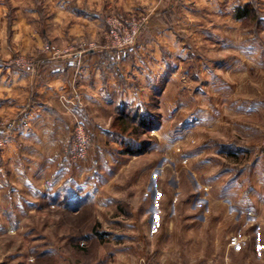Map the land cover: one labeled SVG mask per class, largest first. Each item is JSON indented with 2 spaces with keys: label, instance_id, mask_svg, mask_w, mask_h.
<instances>
[{
  "label": "crops",
  "instance_id": "1",
  "mask_svg": "<svg viewBox=\"0 0 264 264\" xmlns=\"http://www.w3.org/2000/svg\"><path fill=\"white\" fill-rule=\"evenodd\" d=\"M222 1L44 0L39 11L34 0H26L27 6L22 9L19 7L24 3L18 0L16 2L22 3H15L12 35L8 36L7 6L5 0H0V58L6 61L0 67V117L12 123L3 132L6 145L0 161V175L3 174L7 181H0V190L10 187L24 202L44 203L57 211L79 214L94 207L97 213L100 205L108 206L113 202L114 162L123 157L139 162L136 178L131 181V185L141 186V192L144 191L145 173L158 172L168 166L165 161L159 165L161 167L154 163L147 164L145 158L150 152L129 157L124 153L122 155L121 149L115 148L116 144L111 142L108 130L114 109L123 104L134 107L145 103L148 100L146 79L149 76L166 75L170 76L168 79L175 76L176 68L170 62L168 65L163 61L160 52L146 51V45H150L147 43L153 42V38L154 42H162L166 39V32H170L162 21L167 17L166 13L178 8L186 11V2L202 4L207 9L215 10ZM113 8H149L153 13L147 28L151 36L142 38L140 50L123 60H117L105 49L103 14ZM19 37L23 38L20 42L25 46L26 53L37 63L33 72L22 71L9 62L16 54ZM46 41L64 49V52L55 54L45 51L43 46ZM234 101H224V105L231 104L225 106L233 115L226 114L225 106L216 116L207 115L206 112L202 114V123H208L209 133L207 141L205 134L202 136L203 141L197 138V145H189L191 148L187 154L191 162L189 176L192 180L187 181V184L177 179L173 182L175 187L180 188L176 192L177 199L187 202L185 215H175L177 207L173 215H148L149 221L158 222L163 218V222L167 223V229L161 234L170 237L173 245L165 249L156 245L154 252L156 255H174L163 259L169 264H197L201 261L206 262L203 264H264V158H255L250 165L249 179L239 176L230 181V186L246 188L249 193L248 201L244 192L243 197L235 203L239 213L235 209L230 210V203L222 195H214L217 193L215 188L222 187L223 180L213 178L216 177L215 164L209 158V154L216 150L209 140L214 134L212 129H218V135L225 137L229 134L227 129L233 127V132H241L236 130L241 129L242 125L249 132L244 135L250 138L253 134L258 136L257 125L264 128L263 104L253 101L249 106V123H241L242 119L236 115L238 107ZM67 105L73 113L67 110ZM77 117L85 121L94 141L88 160L84 162H74L68 152ZM197 130L193 129L192 135L198 137L194 133ZM165 154L164 151L162 158H167ZM130 165L134 166L127 164L125 167ZM127 171L129 174L132 172L131 168ZM0 178H3L2 175ZM183 183L191 190L183 192ZM230 200L233 201V198ZM188 203L191 205L189 210ZM248 209L250 213L246 212ZM249 214L254 215V219L252 223L246 224ZM82 216H86L83 220L92 225L101 221L103 215L59 214L42 217L50 222ZM142 216L146 218V215ZM178 221L186 222L184 230L174 227ZM91 228L90 236L97 237V227ZM58 233V237L67 236L65 229H59ZM236 235L243 240L239 245H232L230 239ZM178 239H184L191 246L176 248ZM195 239L201 245L195 247ZM102 261L97 260L94 264ZM61 264H78V261L65 257Z\"/></svg>",
  "mask_w": 264,
  "mask_h": 264
},
{
  "label": "rangeland",
  "instance_id": "2",
  "mask_svg": "<svg viewBox=\"0 0 264 264\" xmlns=\"http://www.w3.org/2000/svg\"><path fill=\"white\" fill-rule=\"evenodd\" d=\"M16 1L5 0L8 36L12 35L15 18L13 8L17 6L15 3H22ZM22 1L24 4L19 7L20 9L27 6L26 0ZM34 1L35 7L41 11L44 0ZM186 3L184 4L186 11H182L181 8L171 9L169 13H166L167 17L162 19L167 30L170 31L166 32V39L162 42H154L153 38V42L147 43L150 44L149 46L146 45L147 52H160L162 60L176 68V74L172 79H168L170 76L166 75L149 76L146 79L148 100L140 106H134L144 114H151L155 126L153 129H146L142 134L137 133L136 123L131 122L127 126V129L133 132L134 138L149 142L146 151L141 153L150 152V155L145 158L147 164L154 163L161 167L159 165L165 161L168 167L158 172H146L145 192L143 190L141 192V186L131 185V181L134 177L136 178V167L139 162L125 160L123 157L116 159L113 168L115 176L113 202L108 206L100 205L97 213L94 212V207L79 214L57 211L44 203L24 202V199L15 195L16 191L10 187L0 190V264H61L65 257L77 259L78 264H94L95 261L100 262L104 259L107 261L95 264H169L163 259L174 255L170 256L167 253L156 255L154 252L156 245H161L163 249L171 248L173 245L170 237L161 234L164 229H167V223L163 222V218L158 222L149 221L148 215H162V217L173 215L176 207L175 215H185L187 202L177 199L176 192L180 188L175 187L173 182L177 179L187 184V181L192 180L189 176L191 162L187 154L191 148L189 145H197L199 143L197 138L203 141L202 136L205 134L207 141V133H209L208 123H202V114L206 112L207 115L216 116L219 110L223 111L226 104L231 105L229 103L224 105V101L235 100L238 107L237 117L242 119L241 123H249L248 112L251 103L256 101L259 105H264V0H223L219 8L215 10L207 9L205 8L207 6L194 2ZM247 4L251 6V14L245 18H239L238 8H243ZM118 13L136 14L145 19L146 24L138 39L137 53L140 50L141 39L151 36L147 28L153 13L149 8H113L105 11L103 24L106 35L105 49L108 51L110 49L106 20L109 17L112 19L111 17ZM22 39V37L18 38L16 54L9 62L22 71L33 72L37 63L26 53L25 46L21 44ZM146 39L149 40V38ZM44 45L45 51L55 54L64 52V49L54 43L46 41ZM250 50H252V58L249 54ZM5 64L6 61L0 58V67ZM66 108L73 113L69 105ZM225 110L227 115H233L226 106ZM112 116V122L117 121V123L113 129H111L112 123L109 125V136L118 150L122 149L120 132L123 131V123L116 119L117 107ZM77 119L83 122L91 140L89 152L84 160L75 159L72 153ZM77 119L73 125L68 152L74 162H84L88 160L94 141L85 121L80 117ZM11 124V120L0 117V161L6 145L3 132L9 129ZM240 127L241 129L236 131L241 132H233V127L227 129L229 134L225 137L218 135V129H212L214 134L209 138L213 149H216L209 154V158H212L215 164L216 177L213 178L223 180L222 187L215 188L217 193L214 195L219 197L222 195L225 201L230 203V210L235 209L238 213L236 204L239 198L243 197L245 192L248 201L249 193L246 188L230 186V181L239 176L245 180L249 179L250 165L254 163L255 158H264V128L257 125L258 136L253 134L249 138L244 135L249 133L248 130L243 129L242 125ZM193 129H198L194 132L198 134V137L192 135ZM155 150L160 151L155 152ZM164 151L167 158H162ZM121 154L123 155V152ZM205 156L208 158L207 154ZM176 163H178L177 166ZM127 164L134 166L130 165L126 168ZM129 168L132 171L130 174L127 171ZM1 175L3 178H0V181H7L3 174ZM90 176L92 179V174ZM156 182L160 185L157 186ZM182 190L188 192L191 188L183 183ZM232 198L233 201L230 200ZM190 208L191 205L188 203V210ZM249 211V209L246 210V212ZM59 214L103 216L101 221L92 225L83 220L86 216L50 222L42 217ZM142 215H146L147 220L143 219ZM248 216L246 224L252 223L254 219L252 218L254 215ZM174 224L177 230H184L186 222L178 221ZM93 226L97 227V237L90 236ZM59 229H65L67 236L58 237ZM236 236L240 239V242L236 244L239 245L243 239L239 235ZM195 242H197L195 247L198 244L201 245L197 239ZM176 246V248L186 249L187 246H191V243L178 239ZM101 257L104 258L101 260ZM202 262L206 263L201 261L197 264H203Z\"/></svg>",
  "mask_w": 264,
  "mask_h": 264
},
{
  "label": "built area",
  "instance_id": "3",
  "mask_svg": "<svg viewBox=\"0 0 264 264\" xmlns=\"http://www.w3.org/2000/svg\"><path fill=\"white\" fill-rule=\"evenodd\" d=\"M110 18V17H109ZM107 18L108 28V48L117 60H123L137 51L139 36L146 24L145 19L136 14L118 13ZM90 136L80 119L76 120L74 129V141L72 144V153L77 160H84L90 148ZM240 242L239 237L233 236L231 244L236 245Z\"/></svg>",
  "mask_w": 264,
  "mask_h": 264
},
{
  "label": "trees",
  "instance_id": "4",
  "mask_svg": "<svg viewBox=\"0 0 264 264\" xmlns=\"http://www.w3.org/2000/svg\"><path fill=\"white\" fill-rule=\"evenodd\" d=\"M250 4L245 5L243 8H238V17L245 18L252 12ZM118 116L117 120L123 123V131L120 132L122 149L121 152L129 155H138L146 151L149 146L147 140H140L133 137V132L127 129L128 124L131 122L136 123L137 133H144L146 129H153L155 121L151 114H144L138 107H130L126 104L117 107ZM117 123V121H116ZM115 121L111 124V129L115 126ZM138 137V136H137Z\"/></svg>",
  "mask_w": 264,
  "mask_h": 264
}]
</instances>
